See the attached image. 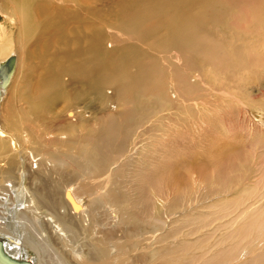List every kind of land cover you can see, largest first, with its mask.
I'll use <instances>...</instances> for the list:
<instances>
[{"label":"rangeland","instance_id":"rangeland-1","mask_svg":"<svg viewBox=\"0 0 264 264\" xmlns=\"http://www.w3.org/2000/svg\"><path fill=\"white\" fill-rule=\"evenodd\" d=\"M126 1L130 8L125 10L121 22V18L115 17L117 6ZM59 6L64 11L59 10L60 21L65 25L84 23L93 30L100 29L103 36L115 31L113 42H107L105 47H122L125 55L123 65L107 77H97L92 71H87L88 84L69 86L66 82L69 72L64 65L59 79L52 81L51 76L45 77L42 72L43 60L37 56L38 52H25L27 55L24 53L20 69L11 68L4 79L0 77L1 85L7 83L5 90L0 88V106L3 105L5 121L10 114L14 116L18 121L15 130L18 128L25 132L23 136H29L30 149L42 157L49 154L44 143L49 142V137L65 134L77 142L82 135L95 132L99 124H105L110 112L117 111L119 107L131 108L137 111L135 115L144 111L143 117L150 114L151 121L147 117L135 116L127 144L132 145L130 153H135L149 142L145 131L150 121L157 151L152 158L157 157L160 162L157 172L171 174L176 171L180 175V185L162 186L164 189H161L160 196L178 192V189H190L188 200L195 205L208 201L204 204L215 203L217 206L192 213L202 221L193 225L187 222L188 217L183 218L190 215L185 209L186 203L185 206L181 203L183 211L181 207L176 212V208L165 205V196L159 197L157 199L161 203L164 200V204H159V201L158 206L163 205L169 213L161 211L160 206L159 211L150 214V218L149 215L144 216L138 222L144 229L153 230V243L178 246L176 254L179 256L172 260L175 264L190 262L195 255L199 259L194 264H205L209 260L218 262L215 258L233 240L222 246H215V243L225 235H240L243 228L240 225V229L234 232L238 226L234 228L236 224L232 226L233 221H238L249 208L247 205L251 204L252 208L257 199L264 200V194L261 195L264 184L258 183V173L262 171L256 165L257 158L264 151V0H72L70 3L60 2ZM110 21L120 25L115 26L118 30L107 29L106 23L111 24ZM2 22L0 16V24ZM34 42L35 37L29 39L27 48ZM141 69H145L147 74L149 72L150 81L154 80L167 91L169 88L170 103L161 102L158 94L152 91L142 93L140 88L133 87ZM117 79H120L119 84L114 88L112 82ZM172 87L173 91L170 90ZM52 89L58 94L57 109L35 115L30 108L35 106L30 105L37 103L36 107L41 108L40 94L50 93ZM175 96H181V102H177ZM69 109L77 110L80 115L85 111L89 121L76 123L73 130L68 128L63 119ZM32 118L40 121L38 132L32 127ZM21 121L25 126L20 124ZM197 146L210 153L207 158L211 161H206V165L176 167L175 161L170 160L171 154L181 155L184 159V155L190 154V150ZM214 161L222 163L221 173L226 170L235 176L240 169L243 176L233 184L231 193L216 196L217 200L212 202L209 193L212 185H203L201 180L206 179L207 182L220 176L221 173L213 174ZM149 189L151 186L146 188L147 193ZM253 189L254 192L251 191ZM253 196L256 198L254 202L249 200ZM239 197L244 201H237ZM127 225L129 228L132 226L131 223ZM244 229L248 230V226ZM214 232L213 241L211 236L205 241L199 240ZM237 241L241 247L246 245L242 243L245 241L241 236ZM196 251L200 252L197 254ZM210 251L212 253L208 254ZM84 253L87 256L88 249ZM180 255L182 261H179Z\"/></svg>","mask_w":264,"mask_h":264},{"label":"bare ground","instance_id":"bare-ground-1","mask_svg":"<svg viewBox=\"0 0 264 264\" xmlns=\"http://www.w3.org/2000/svg\"><path fill=\"white\" fill-rule=\"evenodd\" d=\"M60 2L70 3L72 0H0V16L3 19L0 24V77L4 79L11 68L16 67V71L19 70L24 53L30 50L38 52L37 56L43 60L42 72L45 77L51 76L52 81L59 79L60 69L64 65L69 72L66 81L69 86L80 87L88 84L90 79L87 71H92L97 77H107L123 65L125 55L122 47H105L107 42H113L115 31L114 34L108 32L103 36L100 29L93 30L84 23L78 22L70 26L63 24L59 10L64 11L62 7H58ZM127 4L128 1L117 6L115 17L121 18V22L125 10L130 8ZM115 26L120 25L114 22L106 23L108 30H118ZM33 37L35 42L27 48L29 39ZM62 41L63 43H59ZM11 55L15 57L13 56L12 64L8 68L4 61ZM144 70L139 71L133 87L140 88L142 93L152 91L158 94L157 98L161 102L170 103L172 100L168 98L169 88L167 91L159 87L154 80L150 81L149 72L147 74ZM119 80L112 82L114 88L119 84ZM3 84H0V88L5 90L7 83L6 86ZM170 90L173 91L174 88ZM53 91L52 89L50 93L40 94L41 108L36 107L37 103L30 105L35 106L30 107L35 115L57 109L58 94ZM176 99L181 102L182 97L175 96ZM2 107L1 104L0 242L5 254L19 262L26 260L30 264H173V258L179 256L176 254L178 246L169 247L159 242L153 243V230L144 229L138 220L148 215L150 218V214L161 207L162 211L163 205L158 206L160 200L157 198L164 196L165 205L171 209L182 207L183 211L181 203H184V206L186 203L185 209L190 215L182 217H188L186 219L190 224L197 221L202 223L201 217L192 214L196 210H211L217 206L215 203L205 205L208 201L195 205L188 200L191 196L190 189H178V192L160 196L161 189H164L162 186L180 185V175L176 171L171 174L157 172L160 170L159 158H152L157 152L154 149L155 133L150 124V114L143 117L144 111L138 112L136 116L137 111L119 107L117 111L110 112L105 124H99L100 127L95 132L82 135L81 140L77 142L68 139L65 134L49 137L48 143L44 141L49 148V154L39 157L37 151L28 146L29 136H23L25 132L18 128L15 130L18 121L14 116L11 117L10 114L8 121H5ZM86 114L83 111L80 115L77 110L69 109L65 112L63 121L73 130L76 123L89 121ZM135 116L150 119L147 124L149 127H146L145 131L149 142H145L135 153H130L132 145L128 146L127 136L133 128ZM22 122L20 124L23 125ZM30 122L38 132L40 121L34 118ZM157 145L159 147V144ZM207 156H210V153L197 146L190 150V154L184 155V159L181 155L171 154L170 160L172 158V161H175L176 167L186 168L195 164L206 165V161H211ZM257 160L256 165L262 171L258 173V183L262 185L264 151ZM212 170L214 175L221 173L222 163L214 161ZM242 176L240 169L235 172V176L224 170L211 181L206 182L204 179L201 182L203 185H212L209 193L213 202L217 200L216 196L231 193L233 184ZM150 186L152 189L147 193L146 188ZM251 191L254 192V189ZM254 197L249 200H256ZM183 200L185 202H181ZM163 201L159 204H164ZM237 201L244 200L239 197ZM257 201L256 204L252 203V208L251 204L247 205L249 208L245 209L238 221L231 224H236L234 228L238 226L234 232L238 231L241 225L242 233L225 235L217 241L215 246H222L230 240H233V243L215 258L218 262L209 260L205 264H264V200ZM239 206L244 208L241 207L243 205ZM176 209V212L180 210ZM165 210L163 209L165 213H169L166 208ZM106 221L109 222L105 224ZM119 221L120 223H117ZM128 223L133 227L129 228ZM247 226L249 231L244 229H247ZM213 234L215 232L199 240L205 241L211 236L213 241ZM240 236L245 241L242 243L246 244L243 247L239 246L240 239L235 242ZM85 249H88L87 256ZM191 253L195 255V252ZM181 257L180 255L179 261H182ZM198 259L195 255L190 262L183 261L182 264H194Z\"/></svg>","mask_w":264,"mask_h":264},{"label":"water","instance_id":"water-1","mask_svg":"<svg viewBox=\"0 0 264 264\" xmlns=\"http://www.w3.org/2000/svg\"><path fill=\"white\" fill-rule=\"evenodd\" d=\"M12 61H13V56L11 55L4 61L5 66L9 68L12 64ZM0 264H30V263L26 260L19 262L14 258H11L9 255L5 254L2 248V244L0 242Z\"/></svg>","mask_w":264,"mask_h":264}]
</instances>
